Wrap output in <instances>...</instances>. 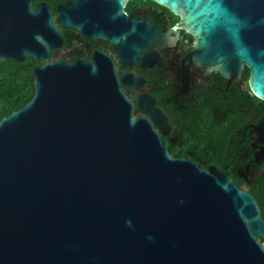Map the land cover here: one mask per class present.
<instances>
[{"label": "water", "instance_id": "obj_1", "mask_svg": "<svg viewBox=\"0 0 264 264\" xmlns=\"http://www.w3.org/2000/svg\"><path fill=\"white\" fill-rule=\"evenodd\" d=\"M128 1L63 2L54 18L44 0H0V264H264L259 202L214 166L175 158L152 121L133 115L121 86L170 131L154 98L132 91L141 77L117 74L102 49L52 59L68 27L113 42L125 64L157 62V51H139L158 28L127 14ZM152 1L180 17L158 49L176 45L177 27L195 37L176 94L194 59L225 87L245 64L264 100V0ZM249 135L252 147L264 141V118Z\"/></svg>", "mask_w": 264, "mask_h": 264}, {"label": "flooded vegetation", "instance_id": "obj_2", "mask_svg": "<svg viewBox=\"0 0 264 264\" xmlns=\"http://www.w3.org/2000/svg\"><path fill=\"white\" fill-rule=\"evenodd\" d=\"M68 1L54 2L55 12L59 3ZM51 11L55 18V12ZM125 11L158 28L151 44L139 51L140 54L149 50L158 52L159 58L151 66L141 67L138 60L125 64L113 42L99 36H84L68 27H60L63 43L52 50V59L90 60L96 50L102 49L113 58L117 74L130 72L141 77L143 83L132 91L154 98L170 131L162 134L149 114L136 107L134 96L128 94L130 88L121 86L132 101L133 115L142 114L152 121L164 146L175 158L191 160L203 169L210 170L209 167L214 166L223 171L238 188L257 199L264 219V160H255V152L259 151V146L264 147V141L252 147L250 144L256 138L249 135L253 125L264 118V100L255 96L249 87L250 69L242 64L240 78L230 80L225 87L227 77L217 69L203 75L202 66L194 59H187L183 62L189 72L187 90L176 94L181 87L178 63L195 49V37L185 28L177 27L180 34L176 45L158 49L164 33L179 24L180 17L168 6L152 0H129ZM259 242L264 247V235Z\"/></svg>", "mask_w": 264, "mask_h": 264}, {"label": "trees", "instance_id": "obj_3", "mask_svg": "<svg viewBox=\"0 0 264 264\" xmlns=\"http://www.w3.org/2000/svg\"><path fill=\"white\" fill-rule=\"evenodd\" d=\"M39 1H42V0H33V6H35ZM46 1L49 5H50V8L51 10H53L55 12V4L54 2H62V1H68V0H44ZM56 14V12H55ZM76 29V28H74ZM77 30V29H76Z\"/></svg>", "mask_w": 264, "mask_h": 264}]
</instances>
